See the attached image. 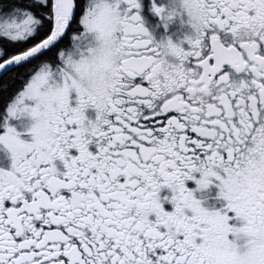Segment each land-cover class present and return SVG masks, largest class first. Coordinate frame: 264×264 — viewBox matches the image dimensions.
I'll use <instances>...</instances> for the list:
<instances>
[{
	"label": "snow or ice",
	"instance_id": "6c2138e0",
	"mask_svg": "<svg viewBox=\"0 0 264 264\" xmlns=\"http://www.w3.org/2000/svg\"><path fill=\"white\" fill-rule=\"evenodd\" d=\"M0 128V264H264V0H0Z\"/></svg>",
	"mask_w": 264,
	"mask_h": 264
},
{
	"label": "flooded vegetation",
	"instance_id": "af4514ba",
	"mask_svg": "<svg viewBox=\"0 0 264 264\" xmlns=\"http://www.w3.org/2000/svg\"><path fill=\"white\" fill-rule=\"evenodd\" d=\"M156 21H152L149 23L148 27L153 32L154 39L160 41L161 39L167 37L171 38L173 42H177L182 39L183 29L179 22L174 23L169 26L167 32H165L162 28L156 27ZM89 116L94 115L91 110H89ZM32 121L29 118H23L20 120L11 121V126L15 127L16 130L21 133L20 138L25 142H31V136L27 133L28 128L31 127ZM4 129L0 128V134H3ZM11 165L10 158L3 150V146H0V168H4L5 170H9ZM187 186L189 189H195L196 185L189 181L187 182ZM164 196H170L168 190H163L161 193V198ZM195 197L197 199L202 200V206L206 207L208 210H217L223 205V201L218 198V189L215 186H211L208 190L203 192L195 193ZM166 210H171V205L165 204Z\"/></svg>",
	"mask_w": 264,
	"mask_h": 264
}]
</instances>
